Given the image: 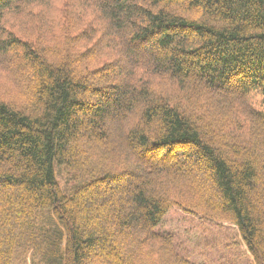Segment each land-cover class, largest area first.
<instances>
[{
	"label": "trees",
	"instance_id": "1",
	"mask_svg": "<svg viewBox=\"0 0 264 264\" xmlns=\"http://www.w3.org/2000/svg\"><path fill=\"white\" fill-rule=\"evenodd\" d=\"M253 91L264 0H0V264H264Z\"/></svg>",
	"mask_w": 264,
	"mask_h": 264
},
{
	"label": "rangeland",
	"instance_id": "2",
	"mask_svg": "<svg viewBox=\"0 0 264 264\" xmlns=\"http://www.w3.org/2000/svg\"><path fill=\"white\" fill-rule=\"evenodd\" d=\"M1 93V92H0ZM4 97H7L6 94L3 92L1 93ZM247 101L248 103L251 105V106H254L258 109H262V98L259 94L258 91H254L253 94H251L248 98H247ZM155 155H158V154H155ZM178 160V158H177ZM62 166H59L57 165L55 167V171H56V175H57V178H58V181L60 183V187H61V190L62 192L65 194V195H71L73 190L75 189V187L77 185H75L73 182H70L69 179L67 178V176L65 175L64 171H63V168H60ZM130 179V177H129ZM134 180V179H133ZM131 182H134L132 180H122L120 182H117V183H114V184H111V187H115L117 188V193H122L123 190L128 187V184L131 183ZM114 188V189H115ZM44 211H50V209H46ZM43 211V212H44ZM47 214H45L44 216H46ZM78 221H82V217L79 215L78 216ZM57 222L59 223L60 221L57 220ZM61 223V222H60ZM193 255V254H192ZM192 258V257H191ZM233 262V261H232ZM235 264H242V263H237V261L235 262Z\"/></svg>",
	"mask_w": 264,
	"mask_h": 264
}]
</instances>
